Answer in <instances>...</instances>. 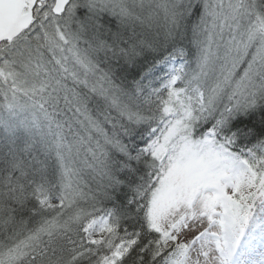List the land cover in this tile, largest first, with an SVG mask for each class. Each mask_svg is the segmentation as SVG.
I'll list each match as a JSON object with an SVG mask.
<instances>
[{
	"label": "snow or ice",
	"instance_id": "snow-or-ice-1",
	"mask_svg": "<svg viewBox=\"0 0 264 264\" xmlns=\"http://www.w3.org/2000/svg\"><path fill=\"white\" fill-rule=\"evenodd\" d=\"M0 264H264V0H0Z\"/></svg>",
	"mask_w": 264,
	"mask_h": 264
}]
</instances>
